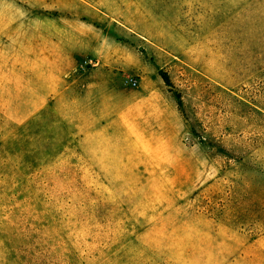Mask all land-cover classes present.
Masks as SVG:
<instances>
[{
    "label": "rangeland",
    "instance_id": "rangeland-1",
    "mask_svg": "<svg viewBox=\"0 0 264 264\" xmlns=\"http://www.w3.org/2000/svg\"><path fill=\"white\" fill-rule=\"evenodd\" d=\"M56 2L0 0V264H264V0H70L150 43L124 113L49 69Z\"/></svg>",
    "mask_w": 264,
    "mask_h": 264
},
{
    "label": "crops",
    "instance_id": "crops-1",
    "mask_svg": "<svg viewBox=\"0 0 264 264\" xmlns=\"http://www.w3.org/2000/svg\"><path fill=\"white\" fill-rule=\"evenodd\" d=\"M57 1L56 10H58V13H55L57 16L54 17L53 14L47 18L48 23L46 24L48 27L44 30L45 35L41 36V38H46L45 44L47 47L44 57L49 69L54 71L55 78L64 79L67 77V71L78 70L79 65L92 60L95 61V65L87 69L88 74L91 76V79L87 80V85L94 88L93 95H99L101 87H106L107 89L106 91L104 90V93L109 94L110 100H113V106L118 97V99L124 97L123 102L120 101L122 113L133 107V102H127L128 99H126L129 98L130 100L129 94L132 93V89L136 88L140 91L148 89L145 93L149 96L156 95L154 89H150L149 86H159L162 82L157 73L156 65L152 64V67L149 64L153 60L147 50L149 42L145 43L139 39L146 38L145 36L132 31L130 33L135 38L126 39L119 32L120 35L113 36L110 47L97 49L93 43L96 38V33L94 32L99 31L106 25H113V16L98 7L95 8L92 5V7H89L84 3H78L89 10L85 12L80 7L77 10L78 17L75 16V18L71 19L70 0ZM100 6L106 7L104 5ZM86 14L97 24L94 30L87 28V23L83 20ZM36 34L38 37V32ZM117 37L123 40H119ZM142 44L144 45L142 47L143 51L136 47V45L142 46ZM119 47L127 48L126 55L120 56L117 54L116 51ZM133 77L137 78L135 79L137 81L135 86L129 82L130 79H134ZM72 79L71 84L76 85L79 77L76 79L74 73Z\"/></svg>",
    "mask_w": 264,
    "mask_h": 264
},
{
    "label": "built area",
    "instance_id": "built-area-1",
    "mask_svg": "<svg viewBox=\"0 0 264 264\" xmlns=\"http://www.w3.org/2000/svg\"><path fill=\"white\" fill-rule=\"evenodd\" d=\"M85 66L89 65V66H93L95 65V61L92 60H88L84 63ZM129 82L131 83V85L135 86L137 84V81L135 79H130Z\"/></svg>",
    "mask_w": 264,
    "mask_h": 264
}]
</instances>
